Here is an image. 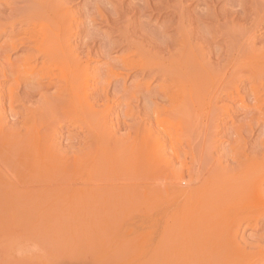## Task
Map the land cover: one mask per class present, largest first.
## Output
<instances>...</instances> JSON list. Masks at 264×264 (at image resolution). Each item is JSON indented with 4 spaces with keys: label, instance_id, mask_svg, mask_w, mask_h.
Returning a JSON list of instances; mask_svg holds the SVG:
<instances>
[{
    "label": "rangeland",
    "instance_id": "374dc122",
    "mask_svg": "<svg viewBox=\"0 0 264 264\" xmlns=\"http://www.w3.org/2000/svg\"><path fill=\"white\" fill-rule=\"evenodd\" d=\"M72 1L69 14L63 17V27L60 25L63 32L59 31L62 36L59 39L69 48L71 44L86 46L81 62L87 64L76 69L71 64L68 67L45 64L44 67L39 63L35 68V84L38 81L46 86L48 76L54 84L41 92H32V80L25 79L29 78L27 69H21L23 75L20 69L17 70L19 74L15 69L11 70L12 77L9 68L0 63V192L3 193L0 194V203L3 202L0 204V264L11 260L27 261L26 264H57L85 252L83 256L113 257L109 261L116 259L115 264L124 261L125 264H182V261L188 264L187 260L196 259L197 264H213L218 260L223 264H264V244H261L263 247L252 246L261 238L264 228V192L261 193L264 191V186L261 189L262 183L264 185V62L250 63L251 66L244 63L246 65L241 70L242 64H235L238 68L233 66L234 70L241 71H237L240 78L232 75L238 81L232 79L234 82H229L228 95V91L220 87L218 91L224 92H218V98L214 97L213 84L202 82L199 83L200 89L198 83L196 87H189L180 79L174 80L173 74L167 71L168 66L153 67L149 55L156 49L150 45L145 46L148 49L145 55H149L128 54L124 58L130 62L127 61L126 66L117 64L121 68L115 67L113 60L119 61L122 52L120 48L110 51L113 42L121 41L118 31L112 29V22L117 18L112 9L114 6L116 10L118 3L124 0ZM129 1L125 0L124 5ZM197 1L198 8L194 10L193 5L188 9L194 16H202L208 10L212 14L215 9L220 13L215 15L220 18L237 20L241 24L235 23L238 28L250 26L248 22L252 17L247 14L254 5H247L252 0L248 3L246 0H225V3L213 0L214 4L215 1L218 3L214 5L216 8L210 3L209 6L206 0ZM259 1L255 0L257 4ZM4 12L5 15L10 9ZM144 12L145 16L152 15V27L145 25V21L150 22L147 16L142 18L144 20L134 16L133 25L137 21L143 23L131 25V32L136 34L135 37L140 36L142 27H145L143 35L150 36L151 33L155 37V29L159 26L157 21L161 23L167 15L160 18L159 14ZM234 12L236 16L245 13L244 20L242 16L234 17ZM94 18L102 20L94 21ZM197 20L194 24L200 28L196 25V31L193 25L197 32L195 37L208 36L201 40L209 42L213 35L203 29L207 23L210 25L209 22L205 21V24L203 21L202 25L198 16ZM262 21L256 29L260 36L264 35ZM37 24L31 42L37 40L33 42L35 55L42 57L50 54L51 48L45 43L47 31L38 19ZM156 38L161 41L158 33ZM199 38L197 41L200 42ZM3 40L0 38V45ZM202 42V47H206ZM262 44L264 42L257 46ZM203 48L201 51L209 59L211 72L216 69L212 55L216 56L217 51L210 52L207 46L206 52ZM205 52H209L208 55ZM96 53L102 55L98 54V57ZM17 55H12V59ZM105 56L112 62L109 63ZM50 73L56 76L53 78ZM119 77L122 82L117 80ZM252 90L257 97L255 102L251 99L254 97ZM97 94L100 95L98 98ZM58 99L63 102L59 103ZM251 107H257L259 114ZM250 108L253 114L251 110L245 111ZM241 181H244L243 187ZM238 182L240 185L235 188ZM254 202L262 204L261 207L255 206ZM19 209L22 212L16 215ZM163 241L164 245H160ZM187 241H192L188 244L190 247ZM167 244L172 248L177 246L171 249ZM45 245L49 247L46 250ZM82 247L87 251L83 252ZM205 249L207 253L203 252ZM196 251L200 253L196 254ZM120 254L133 255L128 259L123 256L121 261ZM159 257L164 261L154 260ZM130 258L134 261L130 262Z\"/></svg>",
    "mask_w": 264,
    "mask_h": 264
},
{
    "label": "bare ground",
    "instance_id": "6f19581e",
    "mask_svg": "<svg viewBox=\"0 0 264 264\" xmlns=\"http://www.w3.org/2000/svg\"><path fill=\"white\" fill-rule=\"evenodd\" d=\"M101 1V0H100ZM125 1V0H124ZM124 1H122V2H119L118 3V5L115 7V9L116 10H114V6H113V4H112V6H113V9L112 8H110V9H112L113 10V12L115 13V15H117V18H115V20L112 22V25H113V23H114V26H112V29L113 30H116V31H118L117 32V34H119V36L118 37H120L119 39L121 40V41H118L117 42V40H116V42L117 43H115V42H113V44L110 46V48H112V50H110V48H109V50L110 51H113L114 49L113 48H120V52H122V54L119 56L121 59L118 61L116 58H115V60H113V61H115L114 63H116L115 65H114V63H113V65L115 66V67H117L119 64L122 66V65H124L127 61H129L130 62V60H128V58L126 57V58H124L126 55H128V54H132V53H134V54H138L139 56H141V54H142V56H143V54L145 55V50H148V49H145V46L146 45H150V46H152L153 48L152 49H156V52H158V53H154L153 54V52H152V50H151V52H152V54L151 55H149V54H146V55H149V59H150V64L153 66V67H158L160 64L161 65H166V66H168L167 67V71L169 72V74H173V76H171V77H173V78H176V79H174V80H178V79H180V81H184L189 87H194L197 83H198V85H199V83H201L202 84V82H204V83H210V84H213V85H215V87L214 88H212V89H214L215 90V92H214V94H215V96L214 97H217L218 98V96H220V93H222V91L220 92V91H218V90H220V87H222L221 89H225V92L226 91H228L229 89V87H228V84H229V82L232 80V79H234V80H236V81H238L237 79V77H239L240 78V70H241V68H242V66L244 65V63H247V65H250V63L252 64V65H254V64H257V63H260V62H264V44H262V45H260V47L259 46H257V44L259 45V44H261V42L263 43L264 42V35L262 36H260V35H258L257 34V31H256V29L258 28L257 26L261 23V21L264 19V5H262V3H261V1L263 2L264 0H257V1H259V3L260 4H257L256 2H255V0H254V2H253V0L250 2L249 0H246L247 1V3L248 2H250V4L249 5H247L248 7L251 5V4H253L254 6H252V9H250V10H248V14H247V16L248 15H250L251 14V17H252V19L248 22V24L250 23V26L247 24V22L245 23V21H246V19H245V21H244V23H245V25L247 24L248 25V27H245V26H241V27H239L238 28V26L239 25H241L239 22H236L237 20H235L234 18V20L235 21H233V19L231 20H228L227 18H220L219 17V15L217 16V15H215V13L216 14H220L219 12L217 13L216 11H215V9H213L214 11H212V14L211 13H208L209 12V10L208 9H210L209 8V6L210 5H212L213 4V6L214 5H217L216 4V1H215V4H214V1H213V3H211V1L210 2H208V0H202V1H205V2H207L208 3V5H209V3H210V5L209 6H207V7H205L208 11L206 12H204L203 13V15L202 16H199V15H197L198 17H199V20L202 22V25H203V23L205 22V21H207V22H209V24L210 25H208V23H207V25L206 26H203V29L205 30H207V32L205 31V33H211L213 36L211 37V39H210V41L208 42V41H206L205 39L206 38H208V36H202L201 35V39H203L202 37H204L205 39L204 40H201L199 37V39H200V42L199 41H197L198 40V38H197V36L195 37V34H197V32H195V28H196V31H198V29H197V26H198V28H200V26L199 25H197V24H194L195 22L197 23L198 22V20H197V16L195 15L194 16V14H192L193 12H192V10L191 11H189L188 9L190 8V9H192L191 7L193 6V8H194V10L196 9V7H197V3H198V1L197 0H190L191 2H187V1H189V0H153L154 2H153V4H152V2H151V0H139V2L137 1V2H131V1H129L127 4H125L124 5ZM134 1V0H133ZM156 1V2H155ZM222 1V0H221ZM224 1V2H223ZM222 2L223 3H225L226 1L225 0H223ZM234 1V0H233ZM237 1V0H236ZM240 1V0H239ZM243 1H245V0H243ZM245 1V2H246ZM72 0H0V6H2V9H0V27L2 26L3 27V29L2 30H0V38H3L4 40L2 41V44L0 45V63H1V65L3 66L4 65V67L6 68H9V73L11 72L12 73V71L11 70H13V69H15L16 71L18 70L19 71V69H20V72L22 71V75H23V70H25V69H27L28 71H29V73H28V75H29V78H25L26 80L27 79H29L30 81L32 80V82H31V91L32 92H41V91H43V90H45V88L46 87H48V86H50L51 84H54V83H52L53 81H51L50 80V78H49V76L48 77H46V81H47V85L46 86H42V85H40L39 84V82L38 81H36L37 82V84H35V68H37V66H38V64L40 65V66H44L45 64L46 65H50V64H54V66L55 65H59V66H62V65H67V67L69 66V64H71V66H74L76 69H79V68H81V66H82V64L83 63H85V64H87L88 62H81V60H82V57L84 56V54L86 53V51L83 49V48H85V47H80V45L78 46V45H75V44H71V47L69 48L68 46V44L67 43H64L63 45L66 47V44L68 45L66 48L64 47L63 48V45H62V41L59 39L60 37H62L61 35H60V33L61 32H63V31H61L62 29H60V25H61V23H62V20H63V17L65 18V16L66 15H68L69 14V8H70V5L72 4ZM85 2V1H84ZM98 2V1H97ZM101 2H103V0L101 1ZM219 2V1H218ZM238 2V1H237ZM90 3V2H89ZM207 3H205V5H207ZM236 3V2H235ZM234 3V4H235ZM255 3V4H254ZM94 4V3H93ZM117 4V3H116ZM199 4V3H198ZM220 4V3H219ZM222 4V3H221ZM228 4V3H227ZM240 4V3H239ZM243 4H244V2H243ZM242 4V5H243ZM263 4H264V2H263ZM89 5V4H88ZM91 5H92V2H91ZM90 5V6H91ZM203 5V4H202ZM224 5V4H223ZM226 5V4H225ZM229 5V4H228ZM227 5V6H228ZM232 5L233 4H231V6L230 7H232ZM245 5H246V3H245ZM93 6V5H92ZM107 6V5H106ZM212 6V8H216V6H214L213 7ZM221 6V5H220ZM256 6V8H254ZM94 7V6H93ZM92 7V8H93ZM223 7V6H222ZM234 7V6H233ZM239 7V6H238ZM237 7V8H238ZM85 8H86V6H85ZM89 8V7H88ZM198 8V7H197ZM228 8V7H227ZM6 9H10V12L8 13L7 12V14H5L4 15V10H6ZM105 9V8H104ZM118 9V10H117ZM203 9V8H202ZM205 9V10H206ZM218 9V8H217ZM223 9V8H222ZM224 9H225V7H224ZM229 9V8H228ZM232 9V8H231ZM230 9V10H231ZM240 9V8H239ZM242 9V8H241ZM240 9V10H241ZM245 9V8H244ZM146 10H148L149 11V13L151 14V12H153V13H156V14H159L160 15V18L162 17V15L163 14H165V15H167V16H165L164 18H163V21L161 22V23H158L159 21H157V24L156 25H159L158 27H156V31H155V34H154V36L156 37L157 36V33L160 35V39H161V41L159 42V41H157V38L155 39V37H153V36H151V33H149L150 34V36H148V34H146V36L145 35H143L144 34V32H142L143 30H144V28L142 27V30H141V33L139 34L140 36H137V37H135V35L134 34H132V32H131V29H130V27H131V25H133V21L131 22V20H133L132 18L134 17V16H138V17H136L138 20H141L142 18H144V17H146L145 16V12L144 11H146ZM212 10V9H211ZM198 11H200V10H198ZM203 11H204V9H203ZM202 11V12H203ZM225 11V10H224ZM249 11H251L252 13H249ZM109 12V11H108ZM111 12V11H110ZM232 12V11H231ZM235 12H237V11H235ZM235 12L234 13H232V14H235ZM246 12H247V10H246ZM238 13V12H237ZM243 13V12H242ZM113 14V13H112ZM149 14V15H150ZM196 14H197V12H196ZM232 14H230L231 16H232ZM245 14V13H244ZM244 14H240V15H238V16H236V14H235V16L234 17H239L240 18V16H242L243 17V15ZM75 15V14H74ZM73 15V16H74ZM222 15V14H221ZM77 16V15H76ZM98 17H99V15H97ZM113 16V15H112ZM119 16V17H118ZM164 16V15H163ZM223 16H224V14H223ZM230 16V17H231ZM245 16V15H244ZM247 16L245 17V18H247ZM37 17V19H38V22L40 23L41 22V24H42V26H40V28L42 27L43 29H44V31L46 30L47 31V35H46V46L48 45L49 46V48H51V49H49L50 50V54H46V56H44V55H42V57H40V56H36L35 55V43L33 44V42L35 41H33V42H31V40H33L34 38V32H35V26H38V24H37V19H35ZM89 17V16H88ZM109 17V16H108ZM226 17H227V14H226ZM233 17V16H232ZM241 17V18H242ZM249 17V16H248ZM250 17V18H251ZM67 18V17H66ZM69 18V17H68ZM68 18H67V20H68ZM110 18V17H109ZM152 15H150V16H147V19L148 20H150V22L149 21H145L146 23H145V25H146V27L148 26V25H150L151 24V22H152ZM239 18H237V19H239ZM250 18H247V19H250ZM97 19H99L100 21L102 20L101 18H94L93 20L94 21H96ZM113 19V18H112ZM121 19H123L122 21H121V23H118V22H120V20ZM136 20V19H135ZM134 20V21H135ZM142 20H144V19H142ZM241 20V19H240ZM244 20V17H243V19H242V21ZM110 21H112V20H110ZM204 21V22H203ZM66 21H63V23H65ZM137 22H139V21H137ZM136 22V23H137ZM148 22V23H147ZM153 22H155V21H153ZM241 22V21H240ZM262 22H264V20L262 21ZM105 23H107V21H105ZM135 23V24H136ZM140 23V25H142L141 23H143L142 21L141 22H139ZM238 23L239 25H237L236 26V24ZM244 23H242V24H244ZM37 24V25H36ZM134 24V25H135ZM155 24V23H154ZM205 24H206V22H205ZM133 25V26H134ZM193 25H197L195 28L193 27ZM201 25V26H202ZM132 26V27H133ZM137 26V28H138V25H136ZM262 26H264V23H263V25ZM261 26V27H262ZM1 27V28H2ZM61 27H63L62 25H61ZM90 27V26H89ZM108 27V26H107ZM150 27H152L151 25H150ZM150 27H148V28H150ZM7 28H10V30L7 32L6 31V29ZM110 29V28H109ZM140 29H141V27L139 26V32H140ZM146 29V28H145ZM261 29H263L264 30V28H261ZM79 30V29H78ZM89 30H91V29H89ZM136 30V29H135ZM152 30V29H151ZM258 30V29H257ZM59 31H60V33H59ZM66 31V30H65ZM73 31V30H72ZM92 31V30H91ZM111 31V30H110ZM262 31V30H261ZM261 31H259V32H261ZM133 32H136V31H134L133 30ZM138 32V31H137ZM147 32V31H146ZM145 32V33H146ZM258 32V33H259ZM203 33H204V31H203ZM264 33V32H263ZM64 34V33H63ZM91 34V33H90ZM110 34V33H109ZM198 34H201V32L200 33H198ZM208 34H206V35H208ZM210 34V35H211ZM34 35V36H33ZM38 35V34H37ZM60 35V36H59ZM85 35V34H84ZM88 35V34H87ZM92 35V34H91ZM205 35V34H204ZM33 36V37H32ZM86 36V35H85ZM90 36V35H89ZM145 36V37H144ZM32 37V38H31ZM65 37V36H64ZM67 37V36H66ZM38 38V37H37ZM113 39V38H112ZM149 39V40H148ZM68 40V39H67ZM209 40V39H208ZM37 41V40H36ZM35 41V42H36ZM87 42L89 41V39L88 40H86ZM86 41H84V42H86ZM202 41H204V44L206 43V45L210 48H208L209 50H210V52H212L214 49H216V51L217 52H215V53H217L216 54V56H214L215 54H211L212 56H213V58H214V60H212V62L213 61H215L214 62V67L216 68V69H213V70H215V71H213V70H211V72L209 71V63H208V61H209V59H206L204 56H205V54H202V44H203V42ZM69 42H70V40H69ZM100 42V41H99ZM83 43V42H82ZM97 44V43H96ZM102 44V43H101ZM111 44V43H110ZM200 44V45H199ZM43 45V44H42ZM45 45V44H44ZM47 46V47H48ZM205 46V45H204ZM207 46L206 47H204L205 49L207 48ZM101 47H103V46H101ZM147 47H149V46H147ZM69 48V49H68ZM93 48V47H92ZM203 48V49H204ZM46 49V48H45ZM86 49H88V48H86ZM151 49V48H150ZM149 49V50H150ZM205 49H204V51H205ZM157 50H159V51H157ZM212 50V51H211ZM222 50H224L223 52H219V51H222ZM92 51V50H91ZM97 51V50H96ZM101 51V50H100ZM99 51V52H100ZM154 51V50H153ZM215 51V50H214ZM206 52H207V49H206ZM205 52V53H206ZM44 53V52H43ZM105 53V52H104ZM106 53H108V52H106ZM209 53V52H208ZM208 53H206L207 55H208ZM14 54H18L16 57H14V59H12V55H14ZM97 54V56L99 57V55H102L101 53L99 54V53H96ZM99 54V55H98ZM108 55V54H107ZM145 55V56H146ZM106 57V56H105ZM129 57V56H128ZM148 57V56H147ZM103 58V57H102ZM117 58H118V56H117ZM39 59H40V61H39ZM106 59H108V57H106ZM111 59V58H110ZM142 59H145L144 57L142 58ZM109 60V59H108ZM108 60H107V62H108ZM146 60V59H145ZM89 61H91V60H89ZM116 61H118V62H116ZM147 61V62H148ZM107 62H105V63H107ZM110 62H112V60L110 61L109 60V63ZM108 63V64H109ZM238 63H241L242 65H241V67H240V70L239 69H237L238 68ZM249 63V64H248ZM261 63V64H262ZM118 64V65H117ZM128 64H130V63H128ZM132 64V63H131ZM149 64V63H148ZM149 64V65H150ZM156 64H158V65H156ZM210 64H211V59H210ZM213 64V63H212ZM235 64H238L237 66H234ZM264 64V63H263ZM117 65V66H116ZM155 65V66H154ZM160 65V66H161ZM246 65V64H245ZM245 65L243 66V68L245 67ZM112 66V65H111ZM125 66H126V64H125ZM233 66L234 67H237L235 70H236V72H235V70H234V68H233ZM251 66V65H250ZM18 67V68H17ZM45 67V66H44ZM119 67V66H118ZM124 67V66H123ZM130 67V66H129ZM256 67H257V65H256ZM17 68V69H16ZM25 68V69H24ZM43 68V67H42ZM119 68H121V67H119ZM125 68V67H124ZM127 68V67H126ZM150 68V67H149ZM210 68H213L212 66L210 67ZM252 68V67H251ZM3 69V68H2ZM21 69H23V70H21ZM41 69V68H40ZM4 70H6V69H4ZM3 70V71H4ZM41 70H43V69H41ZM40 70V71H41ZM81 70V69H80ZM159 70V69H158ZM240 71V72H237V71ZM249 70H251L250 69V67H249ZM258 70H260L259 68H258ZM257 70V71H258ZM0 73L2 74V70H1V68H0ZM16 71H14L15 73H16ZM18 71H17V74H19L18 73ZM46 71V70H45ZM154 71V70H153ZM243 71V70H242ZM7 72V71H6ZM163 72V71H162ZM251 72V71H250ZM254 72V71H253ZM8 73V72H7ZM26 73V72H25ZM40 73V72H39ZM43 73V72H42ZM156 73V72H155ZM236 73H238V74H236ZM243 73V72H242ZM246 73H247V71H246ZM260 73H262V72H260ZM16 74V75H17ZM47 74V73H46ZM57 74V73H56ZM79 74H80V72H79ZM236 74V75H235ZM249 74V73H248ZM252 74H254V73H252ZM13 75V73L11 74V76ZM21 75V76H22ZM27 75V74H26ZM43 75H45L44 73H43ZM50 75H51V73H50ZM232 75H234V77L235 76H237L236 78L237 79H235V78H232L233 76ZM262 75V74H261ZM260 75V76H261ZM2 76V75H1ZM0 76V77H1ZM4 76H6V75H4V72H3V77ZM52 76V75H51ZM53 76H56L55 74L53 75ZM52 76V77H53ZM58 76V75H57ZM78 76V75H77ZM110 76V75H109ZM165 76H168V73L167 74H165ZM241 76H243L242 74H241ZM247 77H251V75H246ZM245 76V77H246ZM13 77V76H12ZM14 77H15V75H14ZM17 77V76H16ZM18 77H20V76H18ZM24 77H28V76H24ZM76 77V76H75ZM249 77V78H250ZM256 77V76H255ZM257 77L259 78V76H258V74H257ZM39 78V77H38ZM40 78H42L43 79V77L41 76ZM45 78V77H44ZM54 78V77H53ZM77 78V77H76ZM117 78V77H116ZM13 79V78H12ZM17 80V79H16ZM29 80H27V81H29ZM38 80V79H37ZM76 80V79H75ZM117 80H120V82H122L123 80H121L120 79V77L117 79ZM234 80H233V82H234ZM263 80V79H262ZM262 80H261V82H262ZM29 81V82H30ZM40 81V80H39ZM44 81V80H43ZM74 81V80H73ZM255 81V80H254ZM264 81V80H263ZM232 82V81H231ZM232 82V83H233ZM68 83V82H67ZM124 83V82H123ZM238 82H236V84H237ZM235 84V85H236ZM232 85V84H231ZM238 85V84H237ZM240 85V84H239ZM237 86V87H239V88H241L240 86ZM242 85V84H241ZM252 85V84H251ZM264 85V84H263ZM57 87V86H56ZM196 87V86H195ZM200 87H201V85H199V89H200ZM204 87V86H203ZM206 87H207V85H206ZM264 87V86H263ZM197 88V89H198ZM70 89V88H69ZM194 89H196V88H194ZM203 88H201V90H202ZM211 89V90H212ZM228 89V90H227ZM249 89H250V87H249ZM123 90V89H122ZM241 90V89H240ZM259 90H260V88H259ZM76 91V90H75ZM251 91V90H250ZM213 92V91H212ZM218 92H220L219 94H218ZM224 92V91H223ZM230 91H228V93H227V95L228 94H230L229 93ZM261 92H263V91H261ZM261 92H259V93H261ZM87 93V92H86ZM97 93H99V92H97ZM78 94V93H77ZM233 94V93H232ZM249 94H251V92L249 93ZM257 94H258V92H257ZM66 95V94H65ZM65 95H63V96H65ZM74 95H76V94H74ZM222 95V94H221ZM234 95V94H233ZM251 95H253L254 97L253 98H251V99H253V101L254 100H256L257 99V97L255 98V91L254 90H252V94ZM100 95L99 94H97L96 95V97L98 98ZM225 96V95H224ZM250 96V95H249ZM263 96H264V94H263ZM66 97V96H65ZM261 97V96H260ZM42 98V97H41ZM78 98V97H77ZM222 98V97H221ZM263 98V97H262ZM62 99V98H61ZM64 99V98H63ZM74 99V98H73ZM27 100V99H26ZM43 100V99H42ZM259 100V99H258ZM262 100V99H261ZM38 102H39V100H37ZM58 101H59V99H58ZM57 101V102H58ZM79 101V100H78ZM263 102H264V100H262ZM261 101V102H262ZM55 102V101H54ZM62 103L63 102V100L62 101H59V103ZM242 102V101H241ZM255 102V101H254ZM253 102V103H254ZM45 103V102H44ZM43 103V104H44ZM76 103V102H75ZM77 103H80V102H77ZM58 104V103H57ZM82 104V103H81ZM80 104V105H81ZM252 104V103H251ZM254 105H257L256 103L254 104ZM260 105V107L261 106H263V104H259ZM56 107H57V105H55ZM83 106V105H82ZM258 106V105H257ZM59 107V106H58ZM242 107V106H241ZM241 107H240V109H241ZM244 107V106H243ZM255 107V106H254ZM254 107H251L252 109H254V111H255V113H258V111L256 112V108H254ZM52 108V107H51ZM236 108H238V106L236 107ZM245 108V107H244ZM245 109V111H250L251 113H252V109ZM259 108V107H258ZM53 109H54V107H53ZM61 109V108H60ZM260 109V108H259ZM238 110H239V108H238ZM262 110V109H261ZM51 111H53L52 109H51ZM240 111V110H239ZM59 112V111H58ZM60 112H61V110H60ZM264 112V111H263ZM51 113V112H50ZM243 113V112H242ZM246 113V112H245ZM250 113V114H251ZM53 114H54V112H53ZM56 114V113H55ZM253 114V113H252ZM259 114V113H258ZM50 115V114H49ZM58 116V115H57ZM262 117V116H261ZM55 118V117H54ZM57 118V117H56ZM56 120V119H55ZM259 122V121H258ZM263 123H264V121L262 122V125H263ZM261 124V123H260ZM264 126V125H263ZM262 128V127H261ZM264 128V127H263ZM262 128V130L264 131V129ZM263 131H261L262 133H263ZM26 139V138H25ZM247 181V180H246ZM244 181H241V183H243ZM248 182V181H247ZM263 182V181H262ZM236 183V182H235ZM239 183V182H238ZM237 183V185L236 186H234L235 188H237V187H239V185H240V183L238 184ZM251 183V182H250ZM252 184V183H251ZM242 187L244 186V183H243V185H241ZM240 186V187H241ZM263 183H262V186H261V189L263 188ZM1 187V186H0ZM5 187H6V185H5ZM251 187V186H250ZM3 188V187H2ZM248 188V187H247ZM13 189V188H12ZM46 189V188H45ZM250 189V188H249ZM42 190H44L43 188H42ZM76 190V189H75ZM252 190V189H251ZM251 190H249V192H251ZM46 191H47V189H46ZM48 191H49V189H48ZM234 191V190H233ZM232 191V192H233ZM240 191V190H239ZM239 191H236V192H238L239 193ZM242 192H244V189L243 190H241ZM240 191V192H241ZM245 191H246V189H245ZM258 191H260V188L258 189ZM262 191V190H261ZM43 192H45V191H43ZM78 192V191H77ZM264 191H262L261 193H263ZM2 193V190H1V192H0V194ZM74 193V192H73ZM233 193H235V191L233 192ZM3 194V193H2ZM241 195L240 196H242V193H240ZM249 194V193H248ZM7 195V194H6ZM235 195H238L237 193H235ZM261 195V194H260ZM264 195V194H263ZM263 195H261V196H263ZM1 196V195H0ZM7 198V197H6ZM197 198V197H196ZM0 200H2V198H0ZM197 200V199H196ZM195 200V201H196ZM194 201V202H195ZM254 201V200H253ZM258 201V200H257ZM256 201V202H257ZM6 202V201H5ZM8 202V201H7ZM251 202V201H250ZM256 202H254L253 204L256 206L258 203H256ZM260 202V201H259ZM262 202V201H261ZM3 203V202H2ZM2 203H0V204H2ZM18 203V202H17ZM196 204H197V202H195ZM247 203V202H246ZM6 204H8V203H6ZM19 204V203H18ZM259 206L260 205H262V204H258ZM1 206H3V205H1ZM4 206H7V205H4ZM3 206V207H4ZM14 206V205H13ZM18 206V205H17ZM20 206V205H19ZM263 206H264V203H263ZM261 207V206H260ZM17 209H18V207H17ZM10 209H8L7 211H9ZM24 210V209H23ZM17 211V210H16ZM19 212L21 213L22 212V210L20 211V209L18 210V212L16 213V215L17 214H19ZM16 217V216H15ZM18 218L16 217L15 218V220H17ZM230 226V225H229ZM224 228V227H223ZM233 229V228H232ZM226 230V229H225ZM235 230V229H234ZM227 231V230H226ZM224 232V231H223ZM224 235V234H223ZM197 236V235H196ZM195 236V237H196ZM227 236V235H226ZM231 237V236H230ZM187 238H189L190 239V237H187ZM181 239V238H180ZM197 239V238H196ZM221 239V238H220ZM225 239V238H224ZM231 239V238H230ZM178 240V239H177ZM199 240V239H198ZM208 240V239H207ZM206 240V241H207ZM260 240V241H259ZM257 242H255V243H253V245L252 246H260L261 244H264V228H263V234L261 235V238L259 239ZM173 241V240H172ZM179 241V240H178ZM181 241V240H180ZM190 241V240H189ZM189 241H187L188 243H187V246H189L190 247V245H188L189 243H191V242H189ZM218 241H220V240H218ZM225 241H227L226 239H225ZM249 241V240H248ZM208 242V241H207ZM164 241H163V243L162 244H160V245H164ZM171 243H174V242H170V244ZM178 243H180L181 244V242H178ZM199 243V242H198ZM147 244V243H146ZM145 244V245H146ZM193 244V243H192ZM213 244V243H212ZM230 244V243H229ZM42 245V244H41ZM137 245V244H136ZM198 245V244H197ZM224 245V244H223ZM243 245V244H242ZM43 246V245H42ZM46 246V248H45V250L46 249H48L47 248V245H45ZM44 246V247H45ZM50 246V245H49ZM134 246H135V244H134ZM133 246V247H134ZM167 246H170L169 244H167ZM166 246V247H167ZM174 246H177V244L176 245H174ZM174 246H173V248H174ZM179 246V245H178ZM192 246H194V245H192ZM206 246V245H205ZM209 246V245H208ZM232 246V245H231ZM262 246V245H261ZM54 246H52V248H53ZM59 247V246H58ZM57 247V248H58ZM70 247V246H69ZM77 247H79V246H77ZM171 247V246H170ZM199 247H200V245H199ZM226 247H227V249H228V245H226ZM263 247V246H262ZM80 248V247H79ZM82 248H84V247H82ZM95 248H97V247H94V249ZM100 248V247H99ZM132 248V247H131ZM135 248V247H134ZM133 248V249H134ZM164 248H165V246H164ZM164 248L162 249V250H164ZM172 247H171V249H173ZM178 248V247H177ZM181 248H183L182 246H181ZM186 248V247H185ZM191 248H193V247H191ZM201 248V247H200ZM203 248H205V247H203ZM206 248H208V247H206ZM210 248V247H209ZM216 248H217V246H216ZM251 248V247H250ZM1 249V248H0ZM3 249V248H2ZM54 249V248H53ZM74 249H76V248H74ZM78 249V248H77ZM85 249V248H84ZM168 249H170L169 247H168ZM167 249V250H168ZM187 249H189V248H187ZM224 249V248H223ZM247 249V248H246ZM259 249V248H258ZM261 249V248H260ZM65 250H66V248H65ZM69 250H70V248H69ZM92 250H93V247H92ZM91 250V251H92ZM96 250V249H95ZM190 250V249H189ZM219 250V249H218ZM230 250V249H229ZM4 251V250H3ZM63 251H64V249H63ZM63 251L61 252V253H63ZM71 251V250H70ZM85 251H87L86 249L83 251V252H85ZM171 251V250H170ZM180 251H182V250H180ZM191 251H192V249H191ZM194 251V250H193ZM213 251V250H212ZM214 251H217V250H214ZM1 252V251H0ZM18 252V251H17ZM60 252V251H59ZM67 252V251H66ZM75 252L77 253V255H78V252L75 250ZM79 252H81V251H79ZM114 252V251H113ZM118 252V251H117ZM159 252V251H158ZM188 252V251H187ZM197 252L198 253H200L199 251H196V254H197ZM203 252H205V253H207L206 252V249H205V251H203ZM231 252V251H230ZM86 253L87 252H85V253H82L83 255L85 254L86 255ZM95 253V252H94ZM133 253V252H132ZM168 253H170V252H168ZM172 253V252H171ZM192 253V252H191ZM210 253V252H209ZM208 253V254H209ZM214 253V252H213ZM222 253V252H221ZM229 253V252H228ZM57 254V253H56ZM71 254V253H70ZM74 254V253H73ZM72 254V255H73ZM81 254V253H80ZM79 254V255H80ZM81 254V256H77V257H75V258H71L70 256V260H69V258L67 257L65 260H67V263H66V261L65 260H63L62 261V258H61V260L60 261H62V262H64L63 264H105L106 263V261H108L107 262V264H115V263H117V261H116V259H115V261H109V260H113L111 257H109V256H105L104 258L101 256V255H95V254H93V253H91V254H93V255H87V256H83ZM117 254H119V253H117ZM164 254V253H163ZM194 254V253H193ZM193 254H191V255H193ZM216 254V253H215ZM227 254V253H226ZM225 254V255H226ZM53 255V254H52ZM60 255V254H59ZM63 255V254H62ZM69 255V254H68ZM67 255V256H68ZM116 255V254H115ZM133 255V254H132ZM132 255H129L128 257H126L125 255H122V254H120V256L118 255V257H120V259L122 258V260L121 261H123V256H125V258H129L130 256H132ZM204 255V254H203ZM207 255V254H206ZM211 255H213V254H211ZM210 255V256H211ZM224 255V254H223ZM49 256V255H48ZM122 256V257H121ZM165 256H168V255H165ZM186 256V255H185ZM66 257V256H65ZM73 257V256H72ZM117 257V256H116ZM115 257V258H116ZM135 257V256H134ZM161 257H163V256H161ZM171 257L172 258H175V255L174 256H172L171 255ZM204 257H205V255H204ZM212 257V256H211ZM215 257H217L216 255H215ZM222 257V256H221ZM0 258H1V256H0ZM136 259H138L137 257H135ZM194 258V257H193ZM196 258H198V257H196ZM195 258V259H196ZM219 258V257H218ZM225 258H228V257H226L225 256ZM119 259V258H118ZM135 259V260H136ZM160 259H162V258H160L159 257V259H154V260H160ZM165 259H167V261H168V258H166L165 257ZM177 259V258H176ZM201 259H202V257H201ZM201 259L199 260L200 261V263H202L201 262ZM213 259V258H212ZM216 259V258H215ZM214 259V260H215ZM220 259V258H219ZM239 259V258H238ZM237 259V260H238ZM1 260V259H0ZM10 260V259H9ZM130 260V262L131 261H134V258L133 259H129ZM153 260V261H154ZM163 261H164V259H162ZM174 259H172L171 260V262L173 261ZM203 260H206V259H203ZM202 260V261H203ZM208 260V259H207ZM209 260H211V258H209ZM227 260V259H226ZM229 260V259H228ZM231 260V259H230ZM4 261V260H3ZM120 260H118V262H119ZM146 261V260H145ZM180 261V260H179ZM187 261H189V262H187L188 264H197V259L196 260H187ZM193 261H195V262H193ZM225 261V260H224ZM62 262H58L57 264H61ZM105 262V263H104ZM111 262V263H110ZM115 262V263H114ZM125 262L126 261H124L123 263L125 264ZM129 262V261H128ZM147 262H149V261H147ZM157 262V261H156ZM181 262V261H180ZM213 262V261H212ZM237 262V261H236ZM5 264L7 263L6 261L4 262ZM4 263H2V264H4ZM21 264V263H27V261H24V262H20V260H18V261H9L7 264ZM121 263V262H120ZM123 263H121V264H123ZM160 263V262H159ZM185 263H186V261H185ZM184 263V264H185ZM222 262L220 261V260H218V261H215V263L213 262V264H221ZM225 263V262H224ZM30 264V263H29ZM155 264V263H154ZM177 264V263H176ZM182 264H183V261H182ZM203 264V263H202ZM204 264H208L207 262L206 263H204ZM209 264H212V263H209ZM223 264V263H222ZM225 264H229V262H226ZM231 264H232V262H231ZM234 264V263H233Z\"/></svg>",
    "mask_w": 264,
    "mask_h": 264
}]
</instances>
